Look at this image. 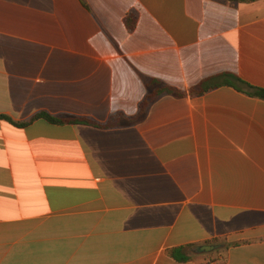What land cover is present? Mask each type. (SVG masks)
I'll use <instances>...</instances> for the list:
<instances>
[{"label": "crops", "instance_id": "0c3cea01", "mask_svg": "<svg viewBox=\"0 0 264 264\" xmlns=\"http://www.w3.org/2000/svg\"><path fill=\"white\" fill-rule=\"evenodd\" d=\"M227 74L264 89V0H0V115L105 123L155 81L187 93L112 129L0 119V264H264V100Z\"/></svg>", "mask_w": 264, "mask_h": 264}, {"label": "trees", "instance_id": "16d2710c", "mask_svg": "<svg viewBox=\"0 0 264 264\" xmlns=\"http://www.w3.org/2000/svg\"><path fill=\"white\" fill-rule=\"evenodd\" d=\"M239 1H249V0H239ZM136 25V16L131 15L128 19V28L130 31H133L135 29ZM224 84L232 86L236 89H238L241 92L246 93L247 95L255 98H259L264 100V89L263 88H257L254 87L244 81H242L239 77L233 74H227L223 77ZM156 88L151 91L143 103L140 106L139 112L137 115L132 117H126L123 114H115L111 116V118L105 122H97L93 119L87 118V117H64V116H53L50 115L47 112H41L35 115L30 121L28 122H15L11 118L7 116L0 115V119L6 120L10 122L12 125L16 127H27L28 125L32 124L34 121L38 119H45L53 124H70V125H86L91 126L94 128L99 129H112V128H118L122 125H128L136 122L140 117H142L147 108L149 107L150 103L154 101L156 98L164 95L169 94L176 97H183L187 93L181 90H178L173 87H169L166 85H163L159 83V81H155ZM215 85L211 84V80L203 81L199 86L193 88L190 90V94L193 96H200L204 95L205 93L209 92L213 88H215ZM225 250V244L221 242L218 239L207 241L204 244L200 245H189V246H183V247H177L173 248L169 251L170 257L175 259L177 262L185 263L188 261H191L194 257V255L198 254H216L219 256L223 255V252Z\"/></svg>", "mask_w": 264, "mask_h": 264}]
</instances>
